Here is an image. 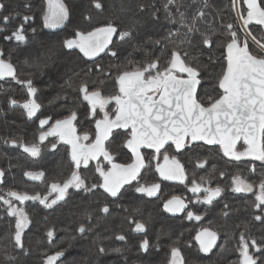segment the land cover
Segmentation results:
<instances>
[{
    "label": "snow or ice",
    "instance_id": "1",
    "mask_svg": "<svg viewBox=\"0 0 264 264\" xmlns=\"http://www.w3.org/2000/svg\"><path fill=\"white\" fill-rule=\"evenodd\" d=\"M192 2L196 3L197 0ZM199 2L201 7L197 8L195 14L189 18L187 8L191 5H185L183 0H163L162 9L165 19L169 24H179V27L175 31L168 28L162 38L150 37L145 41V44L152 45L151 50L142 45L136 46L138 50L143 48L145 59L136 63L130 61L127 70L117 69L115 80L118 83V94L105 96L99 89H90L86 81L78 87L77 92L82 94L83 100L89 102L93 115L96 114L98 107L104 111L103 118L95 121L94 142L84 144L82 141L90 140L88 134L85 133L82 137L76 134L73 124L78 118L76 111L69 110L70 114L66 118L55 119L53 124H49L51 117L39 120L41 127L49 125V130L41 132L39 139L43 141L48 136H58L70 145L71 159L76 169L81 165L87 167L90 161H97L96 171L102 178V183L86 184L85 179L78 172L73 171L67 180L50 185L51 192L57 194L50 203L47 196L41 197L39 194L29 196L27 193L21 194L10 190L8 197L20 202L39 200L46 208H51L58 201L64 200L69 188L91 191L99 187L103 188L108 196L118 197L121 189L137 180L141 170L145 168L142 148L154 149L156 159L162 156L164 163L158 164L156 170L164 180L183 181L186 179L183 165L175 156L170 158L167 152L173 146L176 151L183 150L197 141H202L205 145L218 146V151H222L223 155L232 161H259L261 169H264V0H243V4L246 5L243 9L238 7V0H229L231 9L237 13V19L241 23L222 24L226 36L216 32L211 26L207 32H202L197 26L200 21L207 23L206 17L210 13L205 12L204 9L213 7L210 0H199ZM94 6L96 9L104 7L99 0H94ZM25 7L30 9V5L26 4ZM182 7L185 11L180 10ZM6 8L5 0H0V13ZM138 8L141 12L148 10L151 19L159 21L157 13L161 11V7H157L155 2L147 5L141 3ZM173 9L178 13V17L173 15ZM12 15L13 13L3 15L0 19L7 24ZM69 15V8L63 0H47L46 10L43 11V27H60L69 19ZM34 19L32 15H24L23 22L3 39L28 43L29 36L25 25ZM253 24L262 27L250 29L249 26ZM4 31L5 29L0 27V32ZM254 32L257 34H253ZM31 33L33 36L38 35L36 28H32ZM114 36L124 44L137 39L139 33L134 35L133 29L110 22L88 32H75L73 38L62 41V47L68 50L79 49L85 57L93 61L106 49L112 57L118 58ZM219 40L223 42L220 43ZM109 45H112L111 49ZM215 47L222 49L226 63L221 62L222 71L216 77L217 94L203 100L199 96V89L204 79L202 73L207 65L203 63L201 57L205 52L210 53ZM193 49L197 51V55L192 54ZM207 60L209 64L214 63L211 55ZM25 63L27 64L28 61L25 60ZM35 67L43 74L48 65L37 64ZM99 70L103 74V69ZM92 71L93 69H88L84 74L88 75ZM7 76L16 79L19 84L26 85L30 96H36L37 89L33 81L17 79L14 65L5 58L4 50L0 49V78ZM64 99L67 103L68 97ZM113 101L116 105L115 111L109 116L106 107ZM17 103L15 99L10 100L13 106ZM22 106L27 109L29 117L35 116L41 107L35 99L28 100ZM114 129L126 130L125 144L134 156L132 163L113 162V156L105 149V141L113 134ZM12 143L15 144L16 141ZM55 147L56 145L52 144V148ZM24 151L37 156L40 149L32 145L25 146ZM101 157L108 161L110 167L100 166ZM200 167H203V164ZM249 170L255 173L257 166L251 164ZM25 175L37 180L44 176V172H26ZM4 177L5 170L0 168V183L3 182ZM232 184L234 192H253L256 187L254 183L238 175L233 177ZM192 185L190 189L192 193L201 191L200 184L192 181ZM159 189V184L135 187L137 193H144L149 197L156 195ZM203 191L208 195L203 201L198 202L211 204L213 199L221 194L222 189L205 188ZM258 193L253 206L260 214L255 215L254 219L264 224V176L259 180ZM0 200L8 206L5 214L16 217L12 236L13 247L23 250L24 229L31 222L28 214L23 208L13 207L11 199L0 196ZM187 207L188 205L179 197H173L164 204V208L169 212H182ZM101 211L108 213L109 206L105 204ZM186 215L189 220L202 219L201 215L192 211H188ZM87 219L90 220L91 216ZM144 230L143 223L135 224V231ZM77 231L86 234L90 228L80 224ZM55 235V229L47 230L49 243ZM117 239L124 241L126 238L120 235ZM196 239L200 242L201 251L209 253L216 245L218 234L203 229ZM139 247L147 252L150 248L149 240L144 239ZM105 251L103 246L98 247L99 253L103 254ZM114 251L120 252L121 249ZM238 252V264H264V235L258 240L255 237L249 239L241 233ZM63 257L65 251H56L54 255L46 257L45 264H57L58 261L63 264ZM170 264H184V258L178 247L171 249Z\"/></svg>",
    "mask_w": 264,
    "mask_h": 264
},
{
    "label": "trees",
    "instance_id": "2",
    "mask_svg": "<svg viewBox=\"0 0 264 264\" xmlns=\"http://www.w3.org/2000/svg\"><path fill=\"white\" fill-rule=\"evenodd\" d=\"M99 2L104 5L103 9H96L94 0H64L69 8V19L56 30L43 27L44 0H5L7 8L0 13V17L13 13L7 24L0 19V27L8 30H15L23 22L24 15L35 17L25 25L26 30L36 28L38 33L37 41L34 42L35 46L31 47L32 50H27L28 54L36 52L38 64L48 65L47 69L52 70L55 86L53 93H68L70 103L68 110L76 111L78 116L79 112L76 108H81L82 100L77 89L83 82L86 81L90 89L114 85L117 69L127 70L130 61L136 63L145 59L143 48L138 50L137 45L151 50L152 45L145 44V41L150 37L152 39L162 38L168 28L173 31L178 28V24H169L165 19L162 9L163 0H99ZM153 2L157 7H161V11L157 13L159 21L151 19L148 10L141 12L138 8L141 3L147 5ZM211 2L213 7L210 9V14H213L214 24L212 26L216 32L226 36L221 25L237 22L235 11L231 9L229 0H211ZM183 3L191 5L187 8V15L190 18L197 4L192 0H183ZM26 4L30 5V9L25 7ZM122 9H127V11H122ZM180 10L185 11V8L182 7ZM173 15L178 17L175 9H173ZM206 19L208 23V17ZM110 22L133 29L134 35L139 33L137 39L124 44H121L116 36L113 37L118 58L112 57L107 49L103 54L94 58V63L78 49L68 50L62 47V41L73 38L75 32H88ZM202 22L204 21L198 23V27L202 32H207L203 29L205 26ZM219 42L223 41L219 40ZM111 48L112 45L109 46V49ZM34 49L36 51L33 52ZM191 51L193 55L198 54L195 49ZM209 55L213 57L216 66L208 63ZM201 60L207 65L202 73L203 77L205 79L214 77L213 85H216V77L222 71L221 62L226 63L222 49L215 47L210 53L205 52ZM88 69H93V71L85 75ZM99 69H103V74ZM60 103L62 105V101H54V112L63 110L64 106H57ZM203 151L202 153H205ZM245 162L247 163L248 160L241 164L230 162L227 179L221 175L222 168H224L221 164L217 163L213 166L212 174L207 170L206 165L199 166L195 183L200 184L204 189V184L218 180L215 185H220L222 189L230 191L233 187L234 176L241 175L244 178L250 174L247 173V169L251 165ZM54 164H56L55 160ZM256 164L260 167L261 163L256 161ZM58 168L61 167L59 165L54 167L55 174ZM261 171L264 175V169ZM192 181L188 182V186L192 185ZM145 182L151 183L153 180ZM135 187V184L128 186L118 197L108 196L99 187L89 192H83L84 189L81 192L71 190L63 202H58L51 208L40 204L28 206L26 211L31 222L24 229L25 248L23 250L13 247L12 236L16 217L6 215V209L1 203L0 264H45L46 257L54 255L59 250L65 251V257L62 258L63 264H170L173 247L180 249L184 264H209L208 254L201 251L196 242V235L201 230L192 226L193 223H187L189 227H175L174 222L167 221L170 218L162 210V192L158 196L149 197L146 194L137 193ZM235 197L238 198L239 195ZM241 203L242 198L240 199L242 207ZM105 204L109 206L108 213L101 211ZM89 216H91L90 220L87 219ZM136 223H143L145 230L135 231ZM80 224L86 225L90 231L80 234L77 231ZM236 228L239 227L236 226ZM49 229H55L56 232L51 243L46 236ZM217 232L221 234V243L225 239L226 230L220 229ZM120 235L125 236L126 239L124 241L117 239ZM144 239L150 242L147 252L139 247ZM99 246L106 249L105 253L98 252ZM219 247V253H222L221 245ZM114 249H121V251L116 252ZM57 264L60 262L58 261ZM215 264H222V260L218 259Z\"/></svg>",
    "mask_w": 264,
    "mask_h": 264
},
{
    "label": "flooded vegetation",
    "instance_id": "3",
    "mask_svg": "<svg viewBox=\"0 0 264 264\" xmlns=\"http://www.w3.org/2000/svg\"><path fill=\"white\" fill-rule=\"evenodd\" d=\"M240 8H246L243 4V0H238ZM212 3V2H211ZM262 26L250 25V29H260ZM13 30L5 29L1 32V45L0 49L4 50L5 58L10 60L16 69L17 79L33 81L34 87L37 89V94L32 97L28 94L26 85L17 83L16 79L10 76L0 78V168L5 170V177L2 183H0V196H4L6 199L12 200L13 207L23 208L27 213L26 209L28 206L33 204H41L39 200L29 201H16L14 198L8 197V192L15 191L18 193H27L29 196L39 194L41 197H48L50 203L52 199H55L56 193L51 192L50 185L52 183H62L63 181L70 178L73 171L85 179L86 184H100L102 178L96 171L97 161H90L88 166L81 165L79 169L75 168V165L71 159V147L62 141L58 136H48L45 140L39 139L41 132L49 130V125L41 127L39 120L51 117L49 124H53L55 119H64L69 113L70 103L69 100L65 103V97L69 98L68 93L62 92L53 93L55 91L52 70L47 68L41 74L35 65L38 64V54L33 50L34 53H29L27 50H32L34 42L37 41L36 36H33L31 30H26L29 36L28 43L17 42L15 39L12 41H5L3 37L10 35ZM253 34H257L254 32ZM79 50V49H78ZM31 52V51H30ZM36 53V54H35ZM82 53V52H81ZM83 54V53H82ZM25 60L28 63H25ZM43 65V64H42ZM208 85L201 83L199 89V96L201 99L206 100L208 96H215L217 94V87L213 85L210 91H203V87L207 88ZM96 89V88H95ZM102 91L105 96H112L118 94V83L110 85L106 88H98ZM15 99L18 103L13 106L10 104V100ZM35 99L41 107L36 112L35 116L29 117L27 109L23 108V104L28 100ZM62 101L57 106H64L63 110H57L54 112V101ZM82 106L78 109L79 116L77 114V120L73 122L78 136H83L85 133L88 134L90 140L82 141L84 144L94 142L95 136V121L102 119L104 111L99 107L96 110V114L93 115L90 111V104L88 101L82 99ZM115 102L113 101L107 105L106 110L109 116L115 111ZM123 129L113 130V134L105 141V149L111 153L115 163H132L134 156L131 150L126 147V135ZM7 141V143H5ZM12 141H16L15 144ZM242 143V141H241ZM52 144L56 147L52 148ZM36 145L40 151L37 156H32L30 153L24 151L25 146ZM239 148V145L237 146ZM205 150V153H202ZM163 151V150H162ZM201 152V156L199 155ZM142 155L145 157V168L141 170L140 176L132 184L135 186H150L152 184H159L160 189L154 196H158L162 192L163 212L170 218L169 222H174L175 227L187 226V223H193L192 226L199 230L209 229L218 234L215 247L208 254L209 264H215L218 259L222 260V264H238L239 252H238V241L239 236L243 233L246 237L251 239L255 237L259 238L264 235V224L254 219L255 215L260 214L259 210L256 209L253 204L255 202L256 195H258V183L263 175L261 167L256 164V161H250L247 165L255 164L257 171L255 173L250 172V168L247 169L248 176H241V178L248 182L254 183L253 192H234L222 189L219 196L215 197L211 204L200 203L203 201L208 193L201 191L198 193H192L190 191L192 186H188V182L196 180V173L201 164L206 165L207 170L212 174L213 166L218 164L223 165L222 173H224V179H227L228 166L230 162L235 164L244 163V161L236 162L232 161L229 157H225L222 151H218V146H209L203 143H194L190 147L183 150L176 151L174 146L169 148L167 154L169 157L175 156L183 165L186 179L183 181L178 180H164L156 170V166L163 165L164 161L162 156L159 159L154 158V150L143 148L141 149ZM54 160L56 164L53 165ZM259 162V161H258ZM261 163V162H260ZM99 164L102 167H110L108 161L103 157L100 158ZM59 165L57 173L55 174L54 167ZM44 172V176L41 179L32 180L25 175L26 172ZM210 176V174H209ZM239 176V175H238ZM246 177H252L250 179ZM146 183L145 181H151ZM138 181V182H137ZM130 184V185H132ZM130 185H127L121 193ZM217 187H210L215 189ZM71 190H83L76 188H69L65 199ZM93 190V189H92ZM102 191L103 188H101ZM83 192H89L84 191ZM51 193V194H50ZM144 194V193H142ZM108 195V194H107ZM239 195L238 198L235 196ZM173 197L181 198L188 207L177 216H173L165 211L164 204L172 199ZM242 198V207L240 205V199ZM64 199V200H65ZM60 200L58 202H63ZM57 202V203H58ZM3 208L7 209V205L0 200ZM192 211L202 216V219L189 220L186 213ZM227 213V215H225ZM239 227L238 229L236 228ZM231 227V228H230ZM226 230L225 239L220 243L221 237L218 230ZM228 230V231H227ZM200 231V232H201ZM199 232V233H200ZM198 233V234H199ZM197 234V235H198ZM196 235V236H197ZM197 242V239H196ZM197 245L199 246L198 242ZM222 247V253H219V246ZM200 248V246H199ZM201 250V249H200Z\"/></svg>",
    "mask_w": 264,
    "mask_h": 264
},
{
    "label": "rangeland",
    "instance_id": "4",
    "mask_svg": "<svg viewBox=\"0 0 264 264\" xmlns=\"http://www.w3.org/2000/svg\"><path fill=\"white\" fill-rule=\"evenodd\" d=\"M44 2H45V10H46V5H47V0H44ZM63 2H64V0H63ZM196 4H199V0H198V2L196 3ZM238 7H240V4H239V2H238ZM210 9L211 8H209V9H206L205 10V12H207V13H210ZM212 13H213V11H212ZM235 14H236V16H237V13L235 12ZM208 17V19H209V21H208V23L206 24L205 22H202V25L203 26H205V28H203L204 30L206 29V31H208L209 30V26H211V28H213L214 29V27L212 26V25H214L213 24V21H212V17H213V14H210V15H208L207 16ZM237 19V18H236ZM67 21V20H66ZM65 21V22H66ZM65 22H64V24H65ZM241 22L237 19V22H235L234 24H237V25H239ZM63 24V25H64ZM63 25H61L60 27H62ZM60 27H56V28H47V29H50V30H56V29H59ZM178 27H179V24H178ZM211 66L213 65V66H216V64H210ZM215 74V73H214ZM215 80V78L214 77H212V78H204L203 79V82H204V84L205 85H208L207 86V88L206 87H203V91H210L211 89H212V87H213V81ZM203 151V150H202ZM203 152H206V151H203ZM201 152H199V154H200ZM201 156V155H200ZM218 181V180H217ZM216 180L215 181H211V182H208V183H206V184H204V189L205 188H210V187H219V188H221V186L220 185H215V183H218ZM212 185V186H211ZM191 186H193V185H191Z\"/></svg>",
    "mask_w": 264,
    "mask_h": 264
},
{
    "label": "water",
    "instance_id": "5",
    "mask_svg": "<svg viewBox=\"0 0 264 264\" xmlns=\"http://www.w3.org/2000/svg\"><path fill=\"white\" fill-rule=\"evenodd\" d=\"M110 46V45H109ZM107 50V49H106ZM105 50V51H106ZM104 51V52H105ZM104 52H102L101 54H103ZM100 54V55H101ZM114 130H117V129H114ZM63 141V140H62ZM195 143H203L204 144V142H202V141H197V142H195ZM209 146H215V145H209ZM71 147V146H70ZM143 149V148H142ZM151 150H154V149H151ZM135 181V180H134ZM134 181H132L130 184H132ZM178 181H181V180H178ZM130 184H127V185H130ZM127 185H125L122 189H121V191L127 186ZM165 211L167 212V213H169V214H171V215H173V216H177V215H180L182 212H169V211H167L166 209H165ZM197 242H198V244H199V246H200V242L197 240Z\"/></svg>",
    "mask_w": 264,
    "mask_h": 264
},
{
    "label": "built area",
    "instance_id": "6",
    "mask_svg": "<svg viewBox=\"0 0 264 264\" xmlns=\"http://www.w3.org/2000/svg\"><path fill=\"white\" fill-rule=\"evenodd\" d=\"M198 2V1H197ZM196 2V3H197ZM210 2H211V0H210ZM201 7V4H200V2H199V4H197V6H196V9L194 10V12H193V14L192 15H194L195 14V12H196V10H197V8H200ZM206 9H204V11H205ZM207 18V17H206ZM198 26V25H197ZM182 31H184L183 29H182Z\"/></svg>",
    "mask_w": 264,
    "mask_h": 264
}]
</instances>
